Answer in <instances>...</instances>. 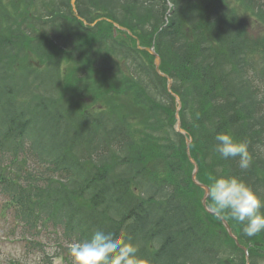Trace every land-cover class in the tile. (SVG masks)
<instances>
[{"label":"trees","instance_id":"obj_1","mask_svg":"<svg viewBox=\"0 0 264 264\" xmlns=\"http://www.w3.org/2000/svg\"><path fill=\"white\" fill-rule=\"evenodd\" d=\"M167 1L76 6L89 22L107 16L142 45L155 42L182 100L198 178L210 186L237 175L264 198V100L249 75L261 70L264 77V35L254 50L246 32L254 17L264 25V0H171L166 21ZM29 2L0 0V192L15 216L31 229L61 227L69 242L96 229L124 230L150 264H245L220 219L201 205L185 138L174 129L176 103L153 56L130 36L115 37L106 21L84 25L70 0H61V10L43 1L52 30L44 34ZM95 102L99 109L90 107ZM221 132L248 142L247 170L215 150ZM223 215L250 245L251 264H264V231L249 237Z\"/></svg>","mask_w":264,"mask_h":264},{"label":"clouds","instance_id":"obj_2","mask_svg":"<svg viewBox=\"0 0 264 264\" xmlns=\"http://www.w3.org/2000/svg\"><path fill=\"white\" fill-rule=\"evenodd\" d=\"M215 150L224 159L239 158V168L247 170L252 157L247 141H237L227 132L215 137ZM206 196L217 216L230 215L244 225V233L251 237L264 231V198L237 175H220L212 179ZM69 252L74 264H150L139 255V245L127 238L124 230L119 236L102 229L92 232L90 238L72 242Z\"/></svg>","mask_w":264,"mask_h":264},{"label":"rangeland","instance_id":"obj_3","mask_svg":"<svg viewBox=\"0 0 264 264\" xmlns=\"http://www.w3.org/2000/svg\"><path fill=\"white\" fill-rule=\"evenodd\" d=\"M257 28L258 25L252 29L256 31ZM254 31L250 30L251 33ZM63 246L60 229L53 226L29 229L15 216L13 207L7 206V197L0 193V264L12 261L21 264H70L61 254Z\"/></svg>","mask_w":264,"mask_h":264},{"label":"water","instance_id":"obj_4","mask_svg":"<svg viewBox=\"0 0 264 264\" xmlns=\"http://www.w3.org/2000/svg\"><path fill=\"white\" fill-rule=\"evenodd\" d=\"M149 50L152 51L153 54L155 55V57H156V64H157V66H158L159 63H160V57H159V55H158L155 51H153V49H149ZM188 142H189V141H188ZM191 161L195 164V170H194V173H193V179H194V181H195L198 185L204 187V188L206 189V191H207L208 186H207V185H204V184H202V183H199V182L197 181V179H196V172H197V169H198V168H197V165H196L195 161H194V160H191ZM223 221H224V223H225L227 229L229 230L230 234L233 236V234H232V232H231V229H230L229 225L226 223V221H225L224 219H223ZM234 237H235V236H234ZM235 239H236V237H235Z\"/></svg>","mask_w":264,"mask_h":264}]
</instances>
